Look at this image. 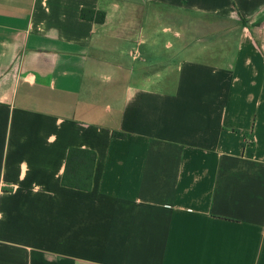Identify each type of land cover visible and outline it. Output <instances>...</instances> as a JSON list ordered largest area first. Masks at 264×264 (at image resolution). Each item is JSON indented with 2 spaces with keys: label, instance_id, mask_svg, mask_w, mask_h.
<instances>
[{
  "label": "crops",
  "instance_id": "1",
  "mask_svg": "<svg viewBox=\"0 0 264 264\" xmlns=\"http://www.w3.org/2000/svg\"><path fill=\"white\" fill-rule=\"evenodd\" d=\"M0 264H264V0H0Z\"/></svg>",
  "mask_w": 264,
  "mask_h": 264
},
{
  "label": "trees",
  "instance_id": "2",
  "mask_svg": "<svg viewBox=\"0 0 264 264\" xmlns=\"http://www.w3.org/2000/svg\"><path fill=\"white\" fill-rule=\"evenodd\" d=\"M82 19L102 24L106 15L103 12L91 10L82 11ZM115 137L125 138V134L114 133ZM96 154L92 151L72 148L69 151L67 169L63 177V184L68 187L89 191L92 188V179Z\"/></svg>",
  "mask_w": 264,
  "mask_h": 264
},
{
  "label": "rangeland",
  "instance_id": "3",
  "mask_svg": "<svg viewBox=\"0 0 264 264\" xmlns=\"http://www.w3.org/2000/svg\"><path fill=\"white\" fill-rule=\"evenodd\" d=\"M164 25V24H163ZM162 27V25H160ZM178 29V28H177Z\"/></svg>",
  "mask_w": 264,
  "mask_h": 264
}]
</instances>
